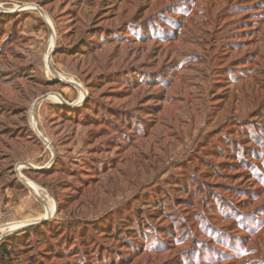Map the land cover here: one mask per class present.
Instances as JSON below:
<instances>
[{
  "label": "rangeland",
  "instance_id": "374dc122",
  "mask_svg": "<svg viewBox=\"0 0 264 264\" xmlns=\"http://www.w3.org/2000/svg\"><path fill=\"white\" fill-rule=\"evenodd\" d=\"M0 8V237L51 235L12 264H264V0Z\"/></svg>",
  "mask_w": 264,
  "mask_h": 264
},
{
  "label": "trees",
  "instance_id": "16d2710c",
  "mask_svg": "<svg viewBox=\"0 0 264 264\" xmlns=\"http://www.w3.org/2000/svg\"><path fill=\"white\" fill-rule=\"evenodd\" d=\"M34 139V141H36L40 145L41 141L39 140V138L34 135ZM12 187L13 186L10 184H4L0 187V190L10 189ZM48 230H50V227L48 225L41 224L40 226H31L27 229L22 230L21 232L4 237L0 241V264H12L11 261L17 260V258H14L16 252H21L25 255L28 254V248L26 247V244L29 241V238L31 236L42 238L43 234H48ZM47 237H51L50 233ZM27 257L31 259L33 256H31V254H28Z\"/></svg>",
  "mask_w": 264,
  "mask_h": 264
},
{
  "label": "water",
  "instance_id": "95a60500",
  "mask_svg": "<svg viewBox=\"0 0 264 264\" xmlns=\"http://www.w3.org/2000/svg\"><path fill=\"white\" fill-rule=\"evenodd\" d=\"M0 10H1V8H0ZM41 12V11H40ZM41 14L43 15V13L41 12ZM50 32H51V30H50ZM50 57H51V53L48 55V61H47V68H48V70L51 72V74H52V76L54 77V79L56 80V81H58V82H63L64 84H71V85H74V84H72V83H69V82H65V81H63V80H61L59 77H58V74L52 69V67H51V63H50ZM45 99H48V96H45V97H42V98H40V99H38V100H36L35 102H34V104H33V106H32V109H31V115H32V117H33V119H34V113H35V110H36V108H37V105L40 103V101H42V100H45ZM60 99V98H59ZM60 102H62L63 104H65V102L62 100V99H60ZM34 130H35V132H36V135H37V137L43 142V144L47 147V148H49L50 150H51V148H50V145H49V143L47 142V140L37 131V127H36V125H35V128H34ZM20 165H22L23 166V168H27V169H30V170H37V171H40V170H42L43 168H34V167H32L31 165H29V164H26V163H23V164H20ZM19 178V177H18ZM19 180H21L23 183H24V181L21 179V178H19ZM47 219L48 218H44V219H41V220H35V221H33L32 223H30V224H28L27 226H23V227H20V228H18V229H16V230H7L1 237H0V239H2V238H4V237H6V236H8V235H11V234H13V233H16V232H19V231H22V230H24V229H26V228H28V227H30V226H33V225H37V224H41V223H44L45 221H47Z\"/></svg>",
  "mask_w": 264,
  "mask_h": 264
},
{
  "label": "crops",
  "instance_id": "0c3cea01",
  "mask_svg": "<svg viewBox=\"0 0 264 264\" xmlns=\"http://www.w3.org/2000/svg\"><path fill=\"white\" fill-rule=\"evenodd\" d=\"M2 195L4 196L3 190H0V197H2ZM10 197H12L11 194H9L6 198L11 199ZM24 201L25 200L23 199L18 200L17 201L18 203H15L13 206L10 207L11 213L14 217L13 221L10 224L18 223V222H25V221H32V222L35 221V219H31V220L29 219V218H32L33 212L25 206ZM3 203L5 204V207H6V206H10V204H12V201L3 202ZM9 225H8V228H9Z\"/></svg>",
  "mask_w": 264,
  "mask_h": 264
},
{
  "label": "bare ground",
  "instance_id": "6f19581e",
  "mask_svg": "<svg viewBox=\"0 0 264 264\" xmlns=\"http://www.w3.org/2000/svg\"><path fill=\"white\" fill-rule=\"evenodd\" d=\"M50 98V97H49ZM52 99V98H51ZM23 180V179H22ZM24 182H26L25 180H24ZM27 183V182H26ZM28 185V184H27ZM30 188L31 189H35L34 188V186L33 185H31L30 186ZM29 224V221H27V222H21V223H16V224H14V225H11L12 227V229H18V228H20V227H23V226H26V225H28Z\"/></svg>",
  "mask_w": 264,
  "mask_h": 264
}]
</instances>
